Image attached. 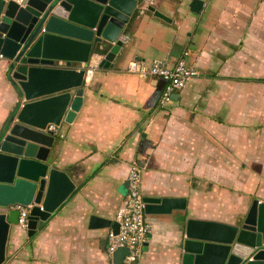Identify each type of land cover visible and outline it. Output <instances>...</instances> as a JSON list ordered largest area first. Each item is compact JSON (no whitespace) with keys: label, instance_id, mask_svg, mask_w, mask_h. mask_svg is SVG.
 I'll use <instances>...</instances> for the list:
<instances>
[{"label":"crops","instance_id":"crops-1","mask_svg":"<svg viewBox=\"0 0 264 264\" xmlns=\"http://www.w3.org/2000/svg\"><path fill=\"white\" fill-rule=\"evenodd\" d=\"M199 1L134 10L119 37L124 54L86 77L82 107L56 137V167L75 190L33 237L12 226L4 264H126L109 251L112 226L91 219L116 222L133 163L144 197L185 204L146 213L152 228L134 264H179L187 218L233 223L264 201V0ZM152 2L170 20L149 11ZM183 56L198 76L165 107L164 79L127 71L133 60L173 65ZM8 66L0 62V132L19 103Z\"/></svg>","mask_w":264,"mask_h":264},{"label":"water","instance_id":"water-1","mask_svg":"<svg viewBox=\"0 0 264 264\" xmlns=\"http://www.w3.org/2000/svg\"><path fill=\"white\" fill-rule=\"evenodd\" d=\"M150 0H0V53L19 103L0 132V264L7 260L18 205L30 207L33 237L69 198L76 185L56 167L57 138L48 124L71 123L80 111L88 65L110 69L124 54L119 39L134 10ZM199 0L195 3L199 4ZM152 2L149 11L170 20ZM148 214L183 209L181 199L144 197ZM92 226L119 223L92 217ZM179 264H264V201L254 199L233 223L187 218ZM126 256L127 247L114 251Z\"/></svg>","mask_w":264,"mask_h":264},{"label":"built area","instance_id":"built-area-1","mask_svg":"<svg viewBox=\"0 0 264 264\" xmlns=\"http://www.w3.org/2000/svg\"><path fill=\"white\" fill-rule=\"evenodd\" d=\"M4 59L5 56L0 53V62ZM98 64L93 57L88 65L86 77L90 78L93 75ZM127 71L141 78L153 76L166 81V87L160 97L162 107L166 106L174 93L183 90L192 78L198 76V71L189 64L186 56L177 59L173 65L159 59L153 60L149 65L141 60H133L128 63ZM46 132L58 137L61 135L60 125L48 124ZM142 181L143 168L133 163L128 175V192L116 214L115 220L119 223V232L115 233L114 230L109 232L108 248L111 253L120 247L129 249V253L125 256L126 264L137 262L152 228L146 218ZM17 208L19 209L18 224L26 229L30 207L18 205Z\"/></svg>","mask_w":264,"mask_h":264}]
</instances>
